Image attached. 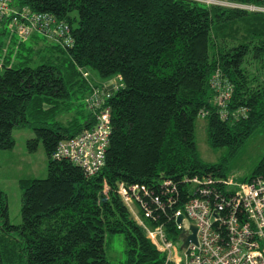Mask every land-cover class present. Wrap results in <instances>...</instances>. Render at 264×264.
<instances>
[{
    "label": "trees",
    "instance_id": "obj_1",
    "mask_svg": "<svg viewBox=\"0 0 264 264\" xmlns=\"http://www.w3.org/2000/svg\"><path fill=\"white\" fill-rule=\"evenodd\" d=\"M10 1L65 22L72 42L37 45L44 39L34 33L28 40L35 47L15 45L14 37L5 43L8 35L0 30V149L13 145V127L33 123L26 145L34 150L40 143L46 156L45 177L19 180L18 224L8 222L0 189V264H114L104 255V236L113 233L123 237L122 264H163L164 254L117 185L140 186L151 210L149 217L134 205L140 220L162 222L167 238H176L173 219L152 199L168 213V197L174 209L190 194L185 178L226 177L219 163L199 157L195 119H205L208 145L227 147L228 153L264 128V81L253 83L257 78L248 67L251 61L264 68V12L198 0ZM244 1L264 6V0ZM215 70L231 85L226 118L212 101ZM117 77L119 85L110 86L99 105L109 110L102 166L86 175L73 162L52 157L58 141L93 124L94 110L83 100L89 82L97 86ZM256 174H264V152L239 181ZM162 180L175 190L161 188Z\"/></svg>",
    "mask_w": 264,
    "mask_h": 264
},
{
    "label": "built area",
    "instance_id": "obj_2",
    "mask_svg": "<svg viewBox=\"0 0 264 264\" xmlns=\"http://www.w3.org/2000/svg\"><path fill=\"white\" fill-rule=\"evenodd\" d=\"M198 1L250 12H264L263 5L244 0ZM1 27L13 31L17 41L26 40L31 33H36L55 40L62 47L70 46L72 42L69 26L65 22L44 11L17 7L10 0H0ZM119 79H104L97 86L89 82L90 90L83 100L94 110L93 124L88 129L58 141L52 157L73 162L86 175L94 174L102 166L109 135V110L108 107L99 108V105L109 96L110 89L119 85ZM210 86L215 91L214 102L218 114L226 118L231 85L223 81L218 70H215ZM232 114L238 116L236 112ZM200 115H204V112ZM184 180L189 183L190 194L181 208L173 209L174 199L168 197L166 205L169 212L166 213L164 204L157 197L152 199L167 219H173L178 232L175 239L167 238L162 222L150 226L140 220L134 205L141 206L146 216L151 215V210L145 206L140 195V186L130 184L125 187L121 182L117 185V192L129 211L143 226L155 248L164 254L163 264H264V174L236 182L211 174ZM168 185L171 191L175 190L169 180H162L160 187ZM179 215H182V219L176 222ZM152 219L155 217L152 216ZM190 224L195 227V242L188 241L185 247H181L182 241L178 234L182 230L191 233L188 228Z\"/></svg>",
    "mask_w": 264,
    "mask_h": 264
},
{
    "label": "rangeland",
    "instance_id": "obj_3",
    "mask_svg": "<svg viewBox=\"0 0 264 264\" xmlns=\"http://www.w3.org/2000/svg\"><path fill=\"white\" fill-rule=\"evenodd\" d=\"M2 29L5 30L6 34L11 38H15V45L20 42L17 41L15 33L8 27H1L0 30ZM31 36L32 33L26 40H23V42L26 41V46L32 45L35 47V43L32 44L31 40H28ZM39 36L44 40H39L37 45L42 44L41 42L58 44L51 38L42 35ZM9 38L7 37L5 40L6 42H4L8 43ZM2 51L4 54L6 47H4ZM248 64L251 75L257 78L253 83L263 82L264 68L261 67V64L259 65L251 61H249ZM89 72L94 74L92 70ZM83 76L87 79L90 77L84 73ZM92 78L94 77L92 76ZM222 80L225 81L223 78ZM101 81L102 80H99L98 82ZM214 95L212 101H214ZM69 114H65V117L69 116ZM81 119L82 118H80V121H82ZM31 124L23 127H13L11 129L13 145L11 148L0 149V189L4 192L6 197L7 219L11 224H18L20 222L19 180L25 178H43L46 176V156L41 144L38 143L34 150H29L26 145V140L33 135V131L30 128ZM205 124V119L201 116H198L194 121V140L199 157L204 162L219 163L222 166V172L226 175L228 180L236 182L248 176L264 152V128L256 129L234 152L228 153L227 147L211 148L208 145ZM104 240V255L106 259L114 264H122L124 261L122 235L120 233L106 234Z\"/></svg>",
    "mask_w": 264,
    "mask_h": 264
},
{
    "label": "water",
    "instance_id": "obj_4",
    "mask_svg": "<svg viewBox=\"0 0 264 264\" xmlns=\"http://www.w3.org/2000/svg\"><path fill=\"white\" fill-rule=\"evenodd\" d=\"M182 219V215H179L176 219V222H180ZM189 230L191 231V233H186L185 230H182L179 234H178V237L181 239V247H185L186 244L188 243V241H192V242H195V235H194V232H195V227L194 225L190 224L189 225Z\"/></svg>",
    "mask_w": 264,
    "mask_h": 264
},
{
    "label": "bare ground",
    "instance_id": "obj_5",
    "mask_svg": "<svg viewBox=\"0 0 264 264\" xmlns=\"http://www.w3.org/2000/svg\"><path fill=\"white\" fill-rule=\"evenodd\" d=\"M227 7V6H226Z\"/></svg>",
    "mask_w": 264,
    "mask_h": 264
}]
</instances>
